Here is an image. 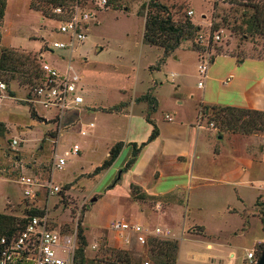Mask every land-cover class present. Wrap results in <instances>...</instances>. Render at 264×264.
<instances>
[{"label":"rangeland","instance_id":"obj_1","mask_svg":"<svg viewBox=\"0 0 264 264\" xmlns=\"http://www.w3.org/2000/svg\"><path fill=\"white\" fill-rule=\"evenodd\" d=\"M29 1L9 0L5 20L0 27V48L21 49L34 55L55 41L67 40V36L58 32L59 22L43 19L40 14L30 11ZM151 1L117 0L112 9L99 12L95 21L90 23L87 39L83 44L76 46L71 58L62 51L50 50L45 53L44 61L53 64L62 74L68 71L82 90L84 103L77 110L67 112L62 123L50 120L54 112L44 110L40 106H34L37 118L32 119L27 106L31 88L25 84L20 85L17 79L9 84L4 80L8 77L1 80L6 90L0 92V122L5 124L7 134L0 139V212L22 216L24 207L30 205V201L24 199L23 189L18 184L20 175L24 173L31 176L35 171L46 172L56 155L64 156V169L52 174L54 184L62 187L61 194L47 197L41 193L32 203L47 212L52 229L63 236H76V244L77 227L80 224L87 241L85 258L89 261H99L98 264H106L100 263V259L109 257L108 249L130 252L133 264H143L145 261L151 264L146 247L137 244L125 247L115 240V235L110 230L113 221L139 223L149 229L159 227L170 232L172 227L167 224L173 225L167 215L171 208L168 209L146 197L143 200L125 198L130 176L123 175L119 185L111 187L117 182L121 165L131 153L130 147L123 148L111 169L95 174L96 168L101 166L108 156L109 149L117 142H141L147 138L143 122L142 126H129L130 131L127 132L126 123L129 120L126 117H108L103 114L121 100L139 102L138 99L143 97L144 90L154 82L158 84L155 95L159 100V112L156 117L171 110H178L181 115L188 114V104L178 108L173 100L177 85L180 86L179 94L188 98L190 93L199 95L201 91L197 90V85L199 82L205 83L197 70L200 61H194V54L179 52L178 55L183 58L181 64L171 58L160 67L158 63L163 56L162 49L143 44L145 14ZM160 1L171 9L174 19L180 17V13H177L179 7L183 8L182 13L192 11L193 21L201 27L205 42L210 35L212 16L222 15L223 11L227 13L229 10V6L221 3L214 10V0ZM172 6L176 9H172ZM93 8L88 10L93 12ZM222 33L220 41H211L212 48L219 47L223 54L215 58L216 62L223 64L222 70L230 65L231 61L237 60H232L230 54L242 53L246 57L264 58V40L241 41L239 36L227 29H223ZM187 45L190 46V43ZM214 49L211 53L199 55H214ZM158 67L159 70H153ZM243 67V71L248 75L258 78L262 74L264 64L247 61ZM10 93L14 96H10ZM80 110L82 111L77 113ZM70 113L75 115L69 116ZM107 120L111 122L110 125ZM91 123L94 124L93 129L83 127ZM81 127L82 131H86L85 136L79 133ZM14 139L19 141L16 149L12 148ZM224 139L226 146H229L225 136ZM74 144L80 147L78 155L70 154ZM257 148L255 145L251 150ZM38 177L48 178L45 173ZM171 185L169 181L156 184L158 190H166ZM132 192L143 194L140 188ZM141 212H144L145 219L137 220L135 216ZM201 231L200 227L186 230L187 233L195 235H199ZM175 235L176 231H173L172 237ZM177 241L179 264H201L199 254L206 252L203 239L186 237L185 240ZM235 254V259L232 260L226 253L223 258L225 262L221 264H226L229 260L234 264H242L245 252Z\"/></svg>","mask_w":264,"mask_h":264},{"label":"crops","instance_id":"obj_2","mask_svg":"<svg viewBox=\"0 0 264 264\" xmlns=\"http://www.w3.org/2000/svg\"><path fill=\"white\" fill-rule=\"evenodd\" d=\"M8 3L9 0L7 8ZM179 52L192 53L195 55L194 61H199V54L184 47L174 51L165 61L173 58L177 64H181L183 58L178 55ZM208 55L210 62L204 78L205 83L202 87L197 85L200 94L190 93L188 98H183L179 94L180 86L177 85L175 89V105L182 108L188 104V114L181 115L178 110H171L156 117L159 112V100L155 95L158 84L154 82L144 90L143 96L149 94L156 99V112L151 120L158 128L159 135L142 150L135 165L124 172L130 155L128 156L121 165L117 182L111 187L119 185L123 175L130 176L126 199L132 200L130 189L136 186L147 199L171 208L167 215L173 225H167L176 231V235L172 237L171 230L170 239H203L206 252L199 254L201 264H221L225 262L223 258L226 253L229 259L234 260L235 252L240 251L245 252L242 264H248L247 253H255L256 248L264 244V232L257 206L264 204V135L219 133L214 127H208L201 122L198 112L200 106H230L264 112V67L258 78L243 71L245 62L264 64V58L246 57L239 61L231 56L236 61H231L222 70L223 64L215 61L217 56L212 59V55ZM194 65L196 68V62ZM160 67L153 70H159ZM230 75L233 79L226 84L225 81ZM121 102L125 101L121 100L114 105ZM147 110L146 102L130 101L124 112L103 115L126 117L130 123H126L127 132L136 124L142 126L143 122L148 138L152 127L146 122ZM71 114L75 115L70 113L69 116ZM166 116L173 120L167 121ZM76 124L77 122L74 123ZM108 124L111 122L108 121ZM87 126L86 124L83 127ZM81 131L82 127L79 129L80 135ZM224 136L229 141V146L224 143ZM145 141L120 142L124 143V147H130L132 143L141 144ZM255 145L257 150H251ZM163 181H169L171 187L158 190L156 184ZM135 217L137 220H144V212L136 214ZM191 227L202 228L203 234L187 233L186 230ZM232 260L226 264H234ZM179 261L180 253L177 264Z\"/></svg>","mask_w":264,"mask_h":264},{"label":"trees","instance_id":"obj_3","mask_svg":"<svg viewBox=\"0 0 264 264\" xmlns=\"http://www.w3.org/2000/svg\"><path fill=\"white\" fill-rule=\"evenodd\" d=\"M117 0H109L106 10L112 9ZM219 3L229 6V10L223 11L222 15L214 14L212 16V25L210 35L206 40L201 42L199 37L201 27L196 25L192 16L188 13H182V7L177 8V13H180L178 19H174L170 8L160 0H152L148 4V9L145 14L143 44L149 47L160 48L163 51V56L159 60V66L164 64L174 51L182 47L187 48L197 54L211 53L213 44L212 37L215 33L223 29L229 30L235 36H239L241 41L248 40H264V0H214V10L217 9ZM81 9H92L94 0H30L29 10L38 13L43 19L59 21L60 15H56L54 11L61 8L67 15L75 7ZM7 8V0H0V27L3 24L5 12ZM172 9L176 7L172 6ZM205 42V43H204ZM190 43V46L187 44ZM216 43V42H215ZM214 49L216 54L212 55V59L216 56L223 55L219 47ZM218 52V53H217ZM238 60H243L246 56L230 54ZM41 62L37 58V54L31 55L21 49H5L0 48V81L3 77L6 84L10 81L18 80L20 85H28L31 88V94L38 82L41 80ZM10 96H14L10 93ZM31 95L28 96V98ZM138 101H143L148 104L146 122L152 127L151 133L147 140L141 144L132 143L130 157L123 169L124 172L130 170L136 163L139 154L142 150L159 135V130L151 120V116L156 112L157 102L154 97L149 94L139 98ZM129 102H121L114 105L107 113L118 114L124 112L128 107ZM30 110V117L37 118L36 109L33 104L27 103ZM109 110V109H107ZM199 119L205 122L206 126H213L219 133L227 132L242 136L249 135H264V112L254 111L243 108L230 106H200ZM7 134L5 124L0 122V139ZM124 143L118 142L109 150L108 157L103 161L101 166L96 168L95 174H99L109 169L120 155ZM49 175L50 169L46 172L35 171L37 176ZM68 188V187H65ZM138 187H131V197L136 200L145 199V195L133 194L132 190ZM61 194V193H59ZM58 194V195H59ZM26 201L28 199L24 198ZM30 201V200H29ZM36 201V200H34ZM24 207L22 216L17 217L7 213L0 212V240L2 238H11L23 230L30 217L40 216L44 214L43 209L33 205ZM27 204V203H26ZM259 217L262 222L264 232V204H257ZM77 231V244L75 251L74 264H98L99 261H89L85 258V247L87 241L84 236L83 229L80 224ZM203 231L199 235H202ZM1 250V247H0ZM151 264H177L179 242L174 239H149L146 245ZM264 251V244L260 245L255 250V260L257 261ZM109 257L100 259V263L106 264H133L130 252L120 249H108ZM111 256V257H110Z\"/></svg>","mask_w":264,"mask_h":264},{"label":"built area","instance_id":"obj_4","mask_svg":"<svg viewBox=\"0 0 264 264\" xmlns=\"http://www.w3.org/2000/svg\"><path fill=\"white\" fill-rule=\"evenodd\" d=\"M109 0H94L95 11L75 7L67 15L61 8L54 11L56 15H60L58 32L67 36L66 41H55L50 46H45L43 50L37 53V58L41 62V80L30 96L29 103L34 106L53 111L54 114L50 120H56L62 123L64 115L72 110H76L84 99L81 96V88L78 87L77 81L71 77L67 71L62 74L53 64L44 61V55L47 51H62L70 58L75 51L77 45L83 44L87 39L90 23L95 21L96 15L101 11H106ZM96 12V13H94ZM192 11L188 12L191 16ZM222 31L215 33L212 37L214 42L220 41ZM199 40H205L204 35H200ZM200 64L198 72L203 79L206 77L208 64L210 62L208 56H200ZM233 79L230 75L225 83H229ZM202 87L201 82L198 83ZM6 90V86L0 81V92ZM1 101V97H0ZM1 106V105H0ZM167 121L173 119L166 116ZM88 128H93L94 124H89ZM86 131H81V136H85ZM19 141H12V148L16 149ZM80 148L73 145L70 154L78 155ZM68 155V154H67ZM66 165L64 156H55L50 167V174L46 179H40L37 175H20L18 184L23 189L24 197L30 201L37 200L39 195L43 193L47 197H54L62 192V187L54 184L52 174L55 171H62ZM44 214L40 216L30 217L25 227L17 235L11 238H2L0 240V264H74L76 251V236H63L60 232L50 227L49 216L43 209ZM110 230L115 235V240L125 247H132L137 244L146 247L149 239H170L171 232L163 231L157 227L149 229L142 224L116 220L110 224ZM248 264H255V253L253 251L247 253ZM143 264H150L145 261Z\"/></svg>","mask_w":264,"mask_h":264},{"label":"water","instance_id":"obj_5","mask_svg":"<svg viewBox=\"0 0 264 264\" xmlns=\"http://www.w3.org/2000/svg\"><path fill=\"white\" fill-rule=\"evenodd\" d=\"M255 264H264V251L262 252L261 256L259 259L256 261Z\"/></svg>","mask_w":264,"mask_h":264}]
</instances>
